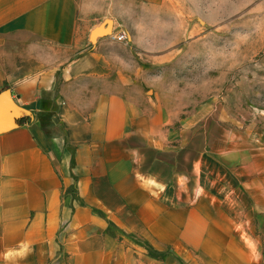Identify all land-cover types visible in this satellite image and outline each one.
Listing matches in <instances>:
<instances>
[{"label":"crops","instance_id":"obj_1","mask_svg":"<svg viewBox=\"0 0 264 264\" xmlns=\"http://www.w3.org/2000/svg\"><path fill=\"white\" fill-rule=\"evenodd\" d=\"M119 5L120 0H0V94L10 92L18 122L26 120L0 135V264H54L46 248L59 247L63 231L72 234L73 185L89 204L96 180L115 172L120 178L113 184L119 192L127 184L126 199L138 212L151 207L155 182L133 175V150L124 143L140 132L153 138L162 127L155 109L151 116L146 108L156 103L140 80L150 67L142 66L139 56L156 55L138 47V38L121 27ZM110 17L113 37L104 25ZM122 33L126 42L115 39ZM52 113L60 131L48 134ZM244 152L252 149H206L194 166L196 205L181 209L187 216L184 229L197 235L188 247L209 251L215 264H264L262 243L238 222L248 219L249 210L254 218L264 217V179L233 184L250 198L245 206L231 194L232 181L204 158L209 153L223 166ZM248 156L261 174V163L253 162V153ZM88 214L75 205L74 223L84 226ZM225 218L234 219V232L243 233V240L222 237ZM66 250L72 253V241Z\"/></svg>","mask_w":264,"mask_h":264},{"label":"rangeland","instance_id":"obj_2","mask_svg":"<svg viewBox=\"0 0 264 264\" xmlns=\"http://www.w3.org/2000/svg\"><path fill=\"white\" fill-rule=\"evenodd\" d=\"M117 18L138 38V47L156 55L139 56L142 66L150 67L140 80L156 103L146 108L162 127L153 138L140 132L124 143L133 150V175L155 182L151 207L138 212L126 199L127 184L120 192L113 184L120 178L115 172L96 180L89 204L73 185V212L75 205L86 208L88 218L84 226L76 225L72 212V234L63 231L59 247L46 248L45 256L54 264H71V257L72 264H215L209 251L188 247L197 235L184 229L187 216L181 209L196 205L194 166L206 149H252L237 160L235 154L225 159L223 166L209 153L204 157L220 177L232 181L231 194L245 206L250 207V198L233 184L264 179V0H166L161 5L120 0ZM104 25L113 37L114 18ZM120 35L122 42L128 40ZM51 115L48 134H55L60 126ZM250 153L254 163H261V174L250 164ZM249 211L248 219L238 222L262 243L264 253V217ZM221 222L223 238L243 240V233L234 232V219ZM69 241L72 253L66 250Z\"/></svg>","mask_w":264,"mask_h":264},{"label":"water","instance_id":"obj_3","mask_svg":"<svg viewBox=\"0 0 264 264\" xmlns=\"http://www.w3.org/2000/svg\"><path fill=\"white\" fill-rule=\"evenodd\" d=\"M108 33V30H107ZM17 104L10 92L0 94V135L18 127Z\"/></svg>","mask_w":264,"mask_h":264},{"label":"built area","instance_id":"obj_4","mask_svg":"<svg viewBox=\"0 0 264 264\" xmlns=\"http://www.w3.org/2000/svg\"><path fill=\"white\" fill-rule=\"evenodd\" d=\"M115 39L118 41H123L125 39V36L120 35V36L116 37Z\"/></svg>","mask_w":264,"mask_h":264},{"label":"trees","instance_id":"obj_5","mask_svg":"<svg viewBox=\"0 0 264 264\" xmlns=\"http://www.w3.org/2000/svg\"><path fill=\"white\" fill-rule=\"evenodd\" d=\"M25 122H26V120H21V121H19V125H23V124H25Z\"/></svg>","mask_w":264,"mask_h":264}]
</instances>
